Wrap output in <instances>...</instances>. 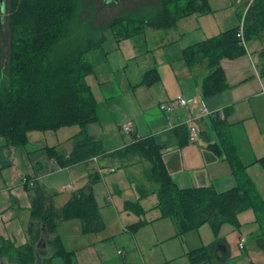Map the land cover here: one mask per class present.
Instances as JSON below:
<instances>
[{
    "label": "crops",
    "instance_id": "crops-1",
    "mask_svg": "<svg viewBox=\"0 0 264 264\" xmlns=\"http://www.w3.org/2000/svg\"><path fill=\"white\" fill-rule=\"evenodd\" d=\"M7 1L2 9L7 10ZM163 3L160 0L156 7H146L145 13H152ZM211 12L180 19L182 27L180 22L171 29L143 25L140 34L119 40L112 31H106L112 40L106 37L101 47L88 54L95 70L87 81L98 103L99 120L86 129L75 125L58 131L30 132L28 143L20 148L9 146L0 138V264H19L11 255L17 249L33 246L36 254L43 225L37 223L32 233L29 227L33 201L39 193L51 197L54 208L61 210L82 189L96 197L104 230L85 234L80 219L60 221L56 235L69 253V262L64 257L49 259L53 249L47 250L48 241L56 236L48 231L42 264H191L189 253L206 247L221 264H264V249L256 237L261 231L252 210L239 215L240 229L223 225L219 239L210 224L180 236L176 222L161 218L160 211L155 209V186L149 185L145 195L144 187L134 183L136 187L131 188L117 176L118 164L122 163L140 181L150 164L139 156L126 162L111 157L136 140L152 138L164 148L165 165L179 189L210 187L222 194L238 187L231 164L220 147L224 140L235 147L258 190L253 174H260L256 167L263 168L259 162L264 159V66L259 57L263 47L258 42H252L257 58L248 49L246 55L237 59L221 60L230 85L228 90L170 114L159 108L180 96L201 97L197 82L207 71L197 68L192 73L183 59L184 49L239 27L240 17L233 0H224ZM1 46L5 52L2 41ZM195 73H201L199 79ZM203 107L211 113L201 115ZM189 120L200 131L196 143H190L187 136H179L181 128L188 129ZM218 120L227 125L222 135L215 126ZM128 122L132 124L130 140L121 142L117 140V130L124 132ZM83 131L101 141L108 155L72 167L59 166L47 149L58 151L66 145L68 153H58L69 156ZM212 145H218L220 152ZM133 163L137 164L135 168L131 167ZM142 166L145 170H141ZM22 176L33 181L34 186L23 184ZM92 176L100 181L92 183ZM128 202H140L143 216L128 209ZM141 221L146 223L134 228ZM37 235L39 240L35 241ZM242 238L246 240L243 249ZM219 245L225 246L221 260L217 257Z\"/></svg>",
    "mask_w": 264,
    "mask_h": 264
},
{
    "label": "trees",
    "instance_id": "trees-1",
    "mask_svg": "<svg viewBox=\"0 0 264 264\" xmlns=\"http://www.w3.org/2000/svg\"><path fill=\"white\" fill-rule=\"evenodd\" d=\"M78 6L79 0H13L11 3L10 58L7 68L0 72V138H4L9 146L24 147L30 132L58 131L75 125L86 129L99 120L98 103L87 81L95 70L88 54L103 45L107 30L119 40L140 34L143 25L171 29L179 19L211 12L208 0H164L162 6L143 17L135 18L136 11L132 17L129 14L114 19L103 28V35L96 38L93 31L86 34L76 26ZM237 10L241 18V7ZM6 15L7 10L0 5V20ZM136 23L139 26H135ZM238 33L237 26L184 49L183 59L192 73L197 68L207 71L197 82L201 97H212L230 88L221 60L246 55L247 49ZM244 36L248 43L258 42L263 47L259 57L264 66V0H255L251 5L246 15ZM3 54L0 32V59ZM199 74L195 73V78L199 79ZM215 126L219 135L227 127L222 120L216 121ZM178 132L179 136L189 138L186 127ZM79 138L69 156L54 148L47 151L63 168L108 155L101 141L85 131ZM211 147L218 152L220 147L224 149L238 180V187L232 191L220 194L210 187L179 189L165 165L164 148L152 138L136 140L125 149L113 152L111 157L126 162L139 156L150 164L147 174L158 199L155 209L160 211L161 218L176 222L180 236L210 224L219 239L223 225L240 229L239 215L252 210L261 231L256 237L264 249V201L247 174V166L240 161L232 143L223 140L220 147ZM259 163L264 168V159ZM92 177V183L100 181ZM143 194L148 195V191L143 189ZM51 199L43 193L34 199L29 232H33L37 223L46 226L49 233L56 236L48 241L53 249L49 259L64 257L68 263L69 253L56 235L59 222L80 219L85 234L100 232L105 225L92 193L83 189L77 191L61 210L54 208ZM127 208L139 216L145 212L140 202H128ZM145 223L141 221L134 228ZM38 240L39 235L35 237V241ZM11 255L19 264L37 263L33 246L17 249ZM189 260L191 264H221L207 247L191 251Z\"/></svg>",
    "mask_w": 264,
    "mask_h": 264
},
{
    "label": "rangeland",
    "instance_id": "rangeland-1",
    "mask_svg": "<svg viewBox=\"0 0 264 264\" xmlns=\"http://www.w3.org/2000/svg\"><path fill=\"white\" fill-rule=\"evenodd\" d=\"M13 0H8L7 1V15L0 20V32H1V41L3 43V46L5 48L4 56L1 59L0 62V68L5 70L9 64V58H10V41H11V31L9 28V15L11 13V3ZM160 0H120L118 3L116 2H111V0H79V6H78V14L76 16V21L77 25L80 30L86 34L89 33V31L94 32V37L100 38L103 35L104 32V27L108 26L109 24L112 23V21L122 15L129 16V14L132 16L137 11V15H135V18H140L141 16L143 17L146 15V10L148 6H154L158 5ZM210 7L212 9H218L221 5H223L224 0H209L208 1ZM144 8V9H143ZM142 9V10H141ZM231 12H236L235 9L232 7L229 8ZM212 13V12H211ZM237 13H235L236 15ZM180 22V19L178 20L177 24ZM184 23L181 24L179 27L183 26ZM193 25V24H192ZM135 26H139V23H136ZM188 28V25L186 26ZM134 28V27H132ZM180 30L182 28H179ZM184 30V29H182ZM108 31V30H107ZM105 36L111 41V37H109V32L105 33ZM138 38V36H136ZM255 45V43H253ZM252 43H248V49L257 58V54L253 51V45ZM118 135L117 140L123 142L129 141L130 140V135L126 134L125 132H120L117 130ZM58 151L62 153H68L69 148L66 145L60 146L58 148ZM137 164L133 163L131 167L135 168ZM118 178L121 179V182L127 181V186L129 187H136L138 184L141 187H144L145 191H148L147 187L149 185L153 186L150 181H148L147 177V171L145 170V167H141V170H145L142 174V179L140 181L138 180L139 177L132 176L130 171L126 169L122 163L118 164ZM132 168V171L135 170ZM147 168V167H146ZM257 170H259L260 174H253V179L256 183V186L259 190V194L261 197L264 198V170L263 168L258 165ZM143 180V181H141ZM136 185H135V184ZM156 201V199H155ZM253 243L250 241V246H252ZM48 251L52 250V246L50 245L49 248L47 249ZM46 250V251H47ZM47 251V252H48ZM47 264V263H45Z\"/></svg>",
    "mask_w": 264,
    "mask_h": 264
},
{
    "label": "built area",
    "instance_id": "built-area-1",
    "mask_svg": "<svg viewBox=\"0 0 264 264\" xmlns=\"http://www.w3.org/2000/svg\"><path fill=\"white\" fill-rule=\"evenodd\" d=\"M255 0H233V5L238 8L241 7V18L239 23V33L238 36L241 39V43L248 51V42L245 39L244 36V28H245V21H246V15L253 4ZM264 93V90H263ZM203 101V97L200 96H194L193 98H187L184 96L178 97L176 100H173L172 102L161 104L160 110L161 112H165L167 114H170L174 112L178 108L187 109L190 105H199ZM201 115H208L211 112L206 107L201 108ZM188 131H189V142L190 143H196L200 139V131L197 125L192 123V120H189L187 122ZM123 130L125 133L130 134L132 131V124L130 122L126 123L123 127ZM114 171V170H112ZM101 172V170H100ZM22 183L34 186V182L30 181L27 177L22 176L21 177ZM246 240L244 238L240 241V248L243 249L245 245Z\"/></svg>",
    "mask_w": 264,
    "mask_h": 264
},
{
    "label": "water",
    "instance_id": "water-1",
    "mask_svg": "<svg viewBox=\"0 0 264 264\" xmlns=\"http://www.w3.org/2000/svg\"><path fill=\"white\" fill-rule=\"evenodd\" d=\"M7 0H0V5H1V8H4L5 6V2ZM120 0H111V2H116L118 3ZM47 234H48V230H47V227L43 225V228H42V234H41V237L36 246V256H37V263L36 264H42V257H41V252H43V250H45L47 248V241H46V237H47ZM218 259L221 260L224 253H225V246L224 245H219L218 247Z\"/></svg>",
    "mask_w": 264,
    "mask_h": 264
}]
</instances>
